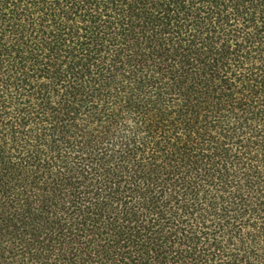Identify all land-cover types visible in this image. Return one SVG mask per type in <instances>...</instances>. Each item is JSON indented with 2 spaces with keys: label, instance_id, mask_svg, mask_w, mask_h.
<instances>
[{
  "label": "trees",
  "instance_id": "obj_1",
  "mask_svg": "<svg viewBox=\"0 0 264 264\" xmlns=\"http://www.w3.org/2000/svg\"><path fill=\"white\" fill-rule=\"evenodd\" d=\"M0 264H264V0H0Z\"/></svg>",
  "mask_w": 264,
  "mask_h": 264
}]
</instances>
